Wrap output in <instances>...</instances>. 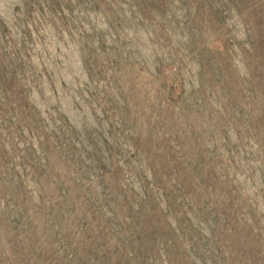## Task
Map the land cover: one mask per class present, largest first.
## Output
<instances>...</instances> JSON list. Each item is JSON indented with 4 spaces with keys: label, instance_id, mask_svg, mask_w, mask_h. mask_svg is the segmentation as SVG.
Segmentation results:
<instances>
[{
    "label": "rangeland",
    "instance_id": "374dc122",
    "mask_svg": "<svg viewBox=\"0 0 264 264\" xmlns=\"http://www.w3.org/2000/svg\"><path fill=\"white\" fill-rule=\"evenodd\" d=\"M0 264H264V0H0Z\"/></svg>",
    "mask_w": 264,
    "mask_h": 264
}]
</instances>
